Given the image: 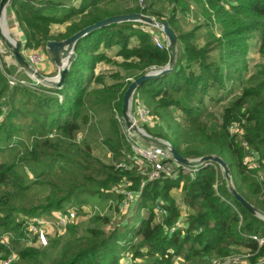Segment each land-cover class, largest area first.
<instances>
[{
	"label": "trees",
	"instance_id": "16d2710c",
	"mask_svg": "<svg viewBox=\"0 0 264 264\" xmlns=\"http://www.w3.org/2000/svg\"><path fill=\"white\" fill-rule=\"evenodd\" d=\"M75 1L79 5L68 0H11L10 7L26 44L39 47L115 14L161 17L150 9L155 1L148 7H125L121 0ZM168 1L174 8L167 20L181 53L175 54L172 71L145 81L135 95L155 119L169 121L171 135L164 131L155 135L167 139L184 157H222L239 193L264 211V0H228L229 9L222 0H204L220 17L222 29L201 48L194 42L193 30L178 32L177 6L187 0ZM55 24L66 28L53 32ZM153 33L150 25L121 22L85 35L77 42L76 58L61 88L32 83L27 76L28 83L11 85L12 72L0 61V240L9 237L0 241V260L14 252L17 258L11 264H172L176 257L186 264H212L214 259L236 256L240 248L251 250L254 261L264 258V244L252 237H264V220L232 195L217 163H203L193 174L181 171L177 178L155 179L144 187L146 175L137 164L127 169L117 166L132 153L117 125L123 118L125 92L133 79L165 67L171 58L168 48L154 43ZM253 40L261 60L243 91L225 107L222 122L209 131L202 119L206 98L222 100L217 93L245 75ZM113 56L125 58L121 64L133 71L132 80L118 74L117 81L108 84L97 73L99 63ZM96 108L119 116L113 124L115 137L106 143L113 163L92 158L77 142ZM173 109L182 110L183 119ZM253 161L255 165L250 164ZM127 182L130 191L139 193L133 200L138 204L112 230L90 227L82 232L73 222L67 235L49 239V245L27 243L36 239L26 224L35 216L74 206L80 213L93 198L116 202L122 211L126 194L115 187ZM157 206L168 214L159 215ZM183 206L188 208L185 218ZM126 256L129 261L124 262Z\"/></svg>",
	"mask_w": 264,
	"mask_h": 264
},
{
	"label": "rangeland",
	"instance_id": "374dc122",
	"mask_svg": "<svg viewBox=\"0 0 264 264\" xmlns=\"http://www.w3.org/2000/svg\"><path fill=\"white\" fill-rule=\"evenodd\" d=\"M68 1H74L75 5H77L76 3H78V1L75 2V0H68ZM153 1H155L154 7L150 9H156V11L160 13L158 14V16L161 15V17H156L153 15L152 16L155 17V19H157L158 21H161L163 19L167 20V18L172 14V10L174 8L173 7L174 4L170 3L168 0H145V1L143 0H121L120 3L122 6H125V7L127 6L137 7L140 5L148 7V5ZM227 1L228 0H222L220 3L229 9L230 6L227 4ZM208 6H209V3L204 0H187L177 6L178 7V13H177L178 32H188V31L193 30L194 35H195L194 42L198 48L203 47L212 38L213 35L220 36L221 34L222 22L220 20V17L217 16L212 10L208 9ZM210 14L212 15L211 17L209 16ZM1 21L2 20L0 18V30L4 32L2 27H4L5 24L3 23L1 25ZM6 23H7L9 35L14 40L21 43L22 45L21 50L24 56L26 57V59L29 61V55L33 52H38V50L41 48L39 46H36V44L30 45V46L26 44V41H27L26 37L19 26L15 13L13 12V10H10V8L7 9ZM56 25H60V24H56ZM60 27L61 26H58L57 28H60ZM151 28L155 30L156 32L161 33L163 38L166 40L165 35L160 28H157L154 26H151ZM147 29L149 30L150 28H147ZM252 37L254 38L256 37V35ZM2 43L5 46V52L3 54V57L0 58V61L4 62V65L7 67V69L11 70L12 73L9 75H18L22 78L28 77L31 80V78L34 75L25 68L23 70L24 73H22V71H18L20 67L18 64V60L16 59L14 54L5 45L3 41ZM249 45L251 47L247 55L248 65H247V69L244 72L245 75H243L241 78L237 77L235 79H232L231 81L227 83L226 89H221V91L217 93L218 96L222 97V100L220 101H217L216 99L212 100V98L209 96L206 98L205 106L207 108L205 109V111L202 112V119H203V122L208 126L209 131H212L213 129H215L222 122V115H223V111L225 107L230 103V101L235 95L243 91L242 89L243 87L247 85L248 78L256 70V65L261 60V56L256 47L257 42L253 40L252 42L249 43ZM41 46L42 48H45L43 44ZM176 49H177L176 54L181 53L180 42H178ZM114 51L115 50H112L110 52L114 53ZM124 59L125 58L123 56H113V58L110 61L101 62L97 67V72L105 76V80L108 84H111V83L113 84L114 82L117 81L116 75L119 74V75H122L123 77H127L130 73L133 72L132 70L128 69L127 67L121 64ZM39 64L40 63H38L37 65H33V67L38 70L37 67L39 66ZM56 75L57 74L50 75V76L54 77ZM34 77H36L40 81V79L37 76H34ZM127 78H132V76L127 77ZM99 85L101 84H94L93 87L94 86L100 87ZM115 105L116 103L113 104V107ZM173 110H174V115L176 117H178L180 120L181 118L183 119L184 112L182 110H178V109H173ZM115 117L116 118L119 117L118 114L114 115V113L110 109L96 108L94 118H92L89 121V124L84 125L81 132H79V135L77 138L78 139L77 142L81 143L82 145L81 147L83 148V150H86L92 158L95 157L105 164L113 163L112 154L110 152V149L106 146V143H107V140H111V138L115 137V133L113 129ZM164 121L165 120H162L159 118H156V119L154 118L153 121H151L149 125L145 126L146 131L152 135L151 139L154 143L160 144L159 143L160 140L167 141V139L162 138L161 136H157L155 135V133H158L160 131L161 132L164 131L168 135H171L172 133L171 127L170 129L168 128L169 121L168 120H166L168 122L166 121L164 122ZM117 125H119V130H120L119 135L120 136L123 135L124 137L125 135H124L123 125L121 124V122H119V124ZM18 140H19L18 137L14 139L15 144L17 143ZM144 143L149 144V141L146 139V142L144 141ZM83 150L80 149V152H82ZM193 159H196V158H193ZM118 189L123 190V191L129 190L128 186H124V185L123 186L121 185ZM262 190H263L262 198L264 199V187L262 188ZM137 204L138 202H136L135 200L134 202L130 203L127 207H125V209L121 211V210H118V208L116 207L117 206L116 202L115 203L111 201L104 202L100 198H93L90 203H87L86 205H84V210L82 212L80 213L77 212L75 223L79 226V229L82 232L86 231L90 227H100V228L105 229L106 231H109L115 228L116 225H118L117 222L119 220L124 219L125 216L127 217L129 213L133 212L136 209ZM66 206L70 207L69 204H66ZM71 208L73 209L72 211H76L78 209V207H75V206ZM62 212L64 211L55 210L50 214L42 215L44 219L43 220L44 224H42L43 225L42 228L44 229L48 237L47 245L50 244L49 239H57L60 236L67 235L69 232V230L67 229L68 227L64 229L63 227H60L59 224L56 223L55 221L56 220L55 218H57L58 215L59 216L63 215ZM148 213H149L148 207L142 210L143 216L145 217L148 216ZM185 214L186 212L184 211L183 215ZM105 219H109V221L107 222V220ZM158 219L159 217H157V220ZM26 224L29 228H35V226L29 221H27ZM27 243L33 246L44 247V246H40V244L36 242L35 240H33L32 238L31 240L28 239ZM122 260L124 262L129 261V256L123 257ZM138 261L142 262L143 259L139 258ZM174 261H176V264H186L184 262V259L180 257L179 258L176 257Z\"/></svg>",
	"mask_w": 264,
	"mask_h": 264
},
{
	"label": "water",
	"instance_id": "95a60500",
	"mask_svg": "<svg viewBox=\"0 0 264 264\" xmlns=\"http://www.w3.org/2000/svg\"><path fill=\"white\" fill-rule=\"evenodd\" d=\"M11 0H1L0 1V17L4 16L7 12L8 6L10 5ZM121 22H140L150 26H154L160 28L167 40L168 49H170L171 58L168 64L160 69H152L149 72L141 75L140 77L132 80L129 84L123 99V107H122V116L126 125L133 131H137L143 137L152 138L150 134H148L143 129L135 126L131 117V108H132V100L133 96L136 93V90L147 80L160 77L172 71L173 59L175 57L177 51L178 37L175 33L174 29L171 27L167 20L158 21L155 17L142 13V12H130V13H121L115 14L110 17H106L102 20H99L91 25H88L81 30L77 31L73 35L62 39V40H50L46 44V50L49 54L51 60L58 68V74L54 77L46 76L34 68L29 61L26 59L22 52V45L20 42L14 40L9 33H4L0 30V37L5 45L11 50L19 64L30 71L32 74H35L40 81L46 86L61 88L64 85L66 80V76L71 68L72 63L76 58V46L79 39L84 37L85 35L95 31L98 28L108 26L113 23H121ZM160 144L165 145L172 153L173 158L182 166H190L193 165V158H188L182 156L177 148L171 144L169 141L160 140ZM217 163L223 171L224 177L227 181L229 190L232 195L253 215L259 217L264 220V211L257 208L250 201H248L239 191L236 189L232 172L227 164V162L218 155H205L198 158L197 163Z\"/></svg>",
	"mask_w": 264,
	"mask_h": 264
},
{
	"label": "built area",
	"instance_id": "2783aa9c",
	"mask_svg": "<svg viewBox=\"0 0 264 264\" xmlns=\"http://www.w3.org/2000/svg\"><path fill=\"white\" fill-rule=\"evenodd\" d=\"M143 29L148 30L147 28L143 27ZM154 30L153 33V41L160 49L168 48L167 41L163 38L161 33L156 32ZM5 52V46L2 43L0 38V58L3 57ZM43 53L41 50L38 52H33L29 55V61L33 65H37L41 63L43 60ZM9 82L11 85L16 84H26L28 83L27 78H22L18 75H8ZM29 76V75H28ZM30 77V76H29ZM31 78V77H30ZM33 78V79H32ZM31 82L35 84H42L40 83L36 77H32ZM131 117L133 124L144 131H146L145 126L149 125L151 121H153L154 117L145 103V101L138 95L133 96L132 100V108H131ZM124 118L119 119V122L123 125L124 128V135L126 140L130 143L132 148V153L128 156L127 160L122 161L117 164L118 167L122 168H132L133 164H137L139 166V171L143 172L146 177L143 180L142 187L147 184L149 181L159 179V178H177L180 176L181 171L184 173H191L195 172L196 167L200 164L197 163L198 158L193 159L194 163L190 166H182L180 165L174 158L171 151L163 144L154 143L151 138L143 137L137 131L131 130L123 120ZM147 132V131H146ZM148 133V132H147ZM149 134V133H148ZM151 135V134H150ZM152 137V135H151ZM141 138V139H140ZM146 139L149 141V144L144 143ZM166 141V140H165ZM132 161V163L130 162ZM251 165H255V161L250 163ZM191 171V172H190ZM129 186L130 182L122 184V186ZM121 186V185H120ZM120 186H116L115 189H118ZM119 190V189H118ZM123 191V190H119ZM126 194L125 200L122 204V210L125 209L130 203L133 202L134 198L138 197V193H134L130 190L123 191ZM161 204L163 202L161 201ZM160 204V205H161ZM75 209V208H74ZM73 209L70 208L67 211L62 212L63 215H58L55 218L56 223L59 224L60 227L66 229L69 224L76 221L77 210L72 211ZM156 211L159 215H167V210L162 206H157ZM43 216H35L31 219V222L35 228H29L35 236V241L40 244V246H46L48 243V237L44 229L42 228V224H44ZM181 221L178 220L176 222V226H180ZM253 239L257 240L260 245L264 244V237H260L258 235H252ZM9 237L5 235L0 240L1 242H7ZM17 258L16 253H12L7 258L0 260V264H11ZM238 256L229 257L225 259H214L212 264H230L233 261H237ZM172 264H176L174 261ZM258 264H264V258L258 262Z\"/></svg>",
	"mask_w": 264,
	"mask_h": 264
},
{
	"label": "crops",
	"instance_id": "0c3cea01",
	"mask_svg": "<svg viewBox=\"0 0 264 264\" xmlns=\"http://www.w3.org/2000/svg\"><path fill=\"white\" fill-rule=\"evenodd\" d=\"M66 1V0H64ZM76 2V1H75ZM75 4V3H74ZM77 5H79V1L78 3H76ZM8 8L11 9L10 5L8 6ZM58 26H61L60 28H57ZM66 28V24H60V25H54L53 26V32H59V31H64ZM22 30V29H21ZM42 53L44 55L43 57V60L42 62L39 64V66L37 67L38 70L44 74V75H47V76H50V75H55V74H58V68L57 66L53 63V61L51 60L49 54L47 53V50L45 48H42V46H40ZM19 64V62H18ZM100 64V63H99ZM19 69L18 71H22L24 70V68H22V66L19 64ZM98 73V72H97ZM131 75H128L127 77H130ZM133 77V76H132ZM128 79H132V78H127ZM186 207V206H185ZM183 206V211H187L188 208ZM182 217L185 218V215H183ZM238 256V260L237 261H233L232 263L230 264H258V261H254L253 260V256L254 254L251 252V250L247 249V248H240L239 249V252L238 254L236 255Z\"/></svg>",
	"mask_w": 264,
	"mask_h": 264
},
{
	"label": "bare ground",
	"instance_id": "6f19581e",
	"mask_svg": "<svg viewBox=\"0 0 264 264\" xmlns=\"http://www.w3.org/2000/svg\"><path fill=\"white\" fill-rule=\"evenodd\" d=\"M6 17H7V12L5 13V15L4 16H2V17H0L1 18V25L4 23L5 24V26L4 27H2V29L4 30V33H8L9 31H8V27H7V23H6ZM34 76H36L35 74H33Z\"/></svg>",
	"mask_w": 264,
	"mask_h": 264
}]
</instances>
